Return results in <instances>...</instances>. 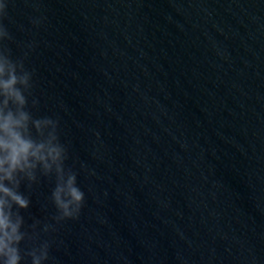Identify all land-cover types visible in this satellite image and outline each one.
I'll list each match as a JSON object with an SVG mask.
<instances>
[{"label":"clouds","instance_id":"obj_1","mask_svg":"<svg viewBox=\"0 0 264 264\" xmlns=\"http://www.w3.org/2000/svg\"><path fill=\"white\" fill-rule=\"evenodd\" d=\"M8 4L0 0V264H21L26 258L30 264H45L51 242L40 240L41 231L54 232L61 222L78 219L85 193L77 184V173L65 165L68 148L60 139L59 120L33 114L39 100L33 96L34 73L25 66L27 52L13 59L4 43L13 39L3 23ZM51 176L55 223H44L37 231L41 222L26 225L21 214L31 204L21 186L31 190L41 177Z\"/></svg>","mask_w":264,"mask_h":264}]
</instances>
